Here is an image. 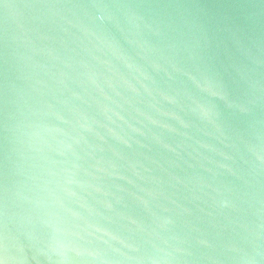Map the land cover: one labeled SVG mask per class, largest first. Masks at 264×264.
Listing matches in <instances>:
<instances>
[{
	"label": "water",
	"instance_id": "1",
	"mask_svg": "<svg viewBox=\"0 0 264 264\" xmlns=\"http://www.w3.org/2000/svg\"><path fill=\"white\" fill-rule=\"evenodd\" d=\"M0 264H264V0H0Z\"/></svg>",
	"mask_w": 264,
	"mask_h": 264
}]
</instances>
